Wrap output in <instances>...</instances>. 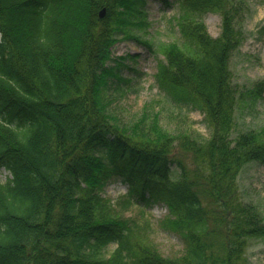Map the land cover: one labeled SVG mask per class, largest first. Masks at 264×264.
<instances>
[{"label":"trees","instance_id":"obj_1","mask_svg":"<svg viewBox=\"0 0 264 264\" xmlns=\"http://www.w3.org/2000/svg\"><path fill=\"white\" fill-rule=\"evenodd\" d=\"M159 1L177 3L179 39L160 44L156 83L203 114V139L172 134L157 113L146 122V110L120 123L110 108L109 91L126 82L119 62L107 64L110 46L126 26L147 24V0H0V169L9 172L0 264H248L264 214L243 199L238 176L250 161L264 165V126L232 132L237 109L264 98V85L238 87L229 66L248 6ZM210 11L221 17L215 37L202 18ZM115 176L127 183L119 209L167 208L158 225L179 237L181 253L163 255L149 220L123 217L102 195Z\"/></svg>","mask_w":264,"mask_h":264},{"label":"rangeland","instance_id":"obj_2","mask_svg":"<svg viewBox=\"0 0 264 264\" xmlns=\"http://www.w3.org/2000/svg\"><path fill=\"white\" fill-rule=\"evenodd\" d=\"M245 3L248 11L242 22L243 39L229 60L232 80L240 88L250 87L256 81H262L264 85V0H245ZM178 11L177 3L164 5L159 0H147V24L126 26L127 35H118L112 43L107 64L115 66L119 62V74L126 82L121 83L123 93L109 91L113 94L110 108L120 123H133L146 110V122L150 121L152 113H157L158 123L172 134L187 131L193 137L203 139L209 135L203 114L189 105L167 98L155 78L158 62L164 59L160 44L179 39L176 24ZM202 18L209 34L216 36L220 31V14L207 12ZM136 38L147 40L150 47ZM235 119L233 136L246 129L259 130L264 126V98L253 105H242L237 109ZM8 176L9 172L0 169V181L4 182ZM238 184L243 199L255 202L264 214V165L257 161L245 164L239 174ZM126 190L127 183L120 176H115L104 185L102 195L119 209V200ZM119 211L123 217L136 222L149 220L151 225L148 235L163 255L175 256L181 253L179 237L158 225L167 213L164 205L155 203L144 207L133 202ZM115 246V243H109L99 256L107 258ZM246 255L248 264H264V237L251 239Z\"/></svg>","mask_w":264,"mask_h":264},{"label":"water","instance_id":"obj_3","mask_svg":"<svg viewBox=\"0 0 264 264\" xmlns=\"http://www.w3.org/2000/svg\"><path fill=\"white\" fill-rule=\"evenodd\" d=\"M104 12H105V10H104V8H103V9L100 10L99 15H100V16H103Z\"/></svg>","mask_w":264,"mask_h":264}]
</instances>
